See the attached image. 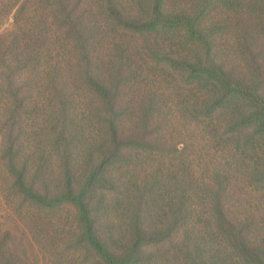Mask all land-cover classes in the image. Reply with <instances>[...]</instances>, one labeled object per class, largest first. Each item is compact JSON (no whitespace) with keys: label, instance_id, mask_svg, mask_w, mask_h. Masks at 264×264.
Listing matches in <instances>:
<instances>
[{"label":"trees","instance_id":"trees-1","mask_svg":"<svg viewBox=\"0 0 264 264\" xmlns=\"http://www.w3.org/2000/svg\"><path fill=\"white\" fill-rule=\"evenodd\" d=\"M0 264H264V0H0Z\"/></svg>","mask_w":264,"mask_h":264}]
</instances>
